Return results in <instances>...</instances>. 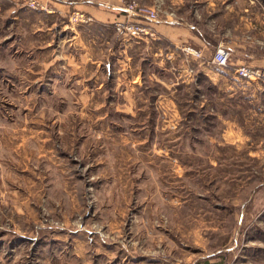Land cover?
Wrapping results in <instances>:
<instances>
[{"label": "rangeland", "instance_id": "374dc122", "mask_svg": "<svg viewBox=\"0 0 264 264\" xmlns=\"http://www.w3.org/2000/svg\"><path fill=\"white\" fill-rule=\"evenodd\" d=\"M0 1L54 10L49 0H36L37 9L31 0ZM239 2L254 55L247 60L262 64L264 0H183L199 8L203 25L211 6L228 19ZM142 5L159 19L179 12L171 0ZM75 10L84 11L70 7L72 24ZM226 82L203 71L175 92L149 81L133 106L101 107L100 122L69 107L71 121L55 128V179L23 178L12 203L0 178V264H264V87L234 93Z\"/></svg>", "mask_w": 264, "mask_h": 264}, {"label": "crops", "instance_id": "0c3cea01", "mask_svg": "<svg viewBox=\"0 0 264 264\" xmlns=\"http://www.w3.org/2000/svg\"><path fill=\"white\" fill-rule=\"evenodd\" d=\"M171 1L178 15L150 23L161 36L152 44L118 33L115 22L126 17L120 0H49L54 10L45 13L25 9L16 1H0V178L7 201H15L10 190L23 178L33 183L42 178V186L55 179L56 123L71 121L74 114L100 122L101 107L119 106L121 99L125 106H133L136 90L146 82L161 83L175 92L180 84H193L200 71L227 81L229 92L263 87L259 82L229 79H245L236 67L254 56L243 42L248 27L245 4L233 7L228 19L218 12L222 7L211 6L213 12L207 11L208 23L203 25L194 4L189 9L183 0ZM72 6L93 19L72 24L68 17ZM222 38L233 50L227 66L211 61ZM184 44L201 50L203 59L186 61L177 49ZM261 61L253 59L250 64ZM235 105L242 106V101ZM75 106L86 108L70 114L69 107ZM251 107L254 114L262 112L261 107ZM39 162L42 169L35 171L37 176L33 170Z\"/></svg>", "mask_w": 264, "mask_h": 264}, {"label": "built area", "instance_id": "2783aa9c", "mask_svg": "<svg viewBox=\"0 0 264 264\" xmlns=\"http://www.w3.org/2000/svg\"><path fill=\"white\" fill-rule=\"evenodd\" d=\"M121 7L125 12V18L115 22V28L122 37L132 38L145 42H154L160 39V35L152 28L151 22L158 21L159 11L154 7H148L140 4L136 0H120ZM30 6L44 8V6L36 1L31 0ZM93 17L81 10H75L71 15L73 23H87ZM147 21V22H145ZM185 56L186 61L191 59L202 60L203 53L201 50L189 44L177 47ZM233 50L226 42L217 44L211 61L219 66H227L232 57ZM193 68L191 67V71ZM237 74L245 79L258 81L264 87V62L262 64L242 63L236 67Z\"/></svg>", "mask_w": 264, "mask_h": 264}]
</instances>
